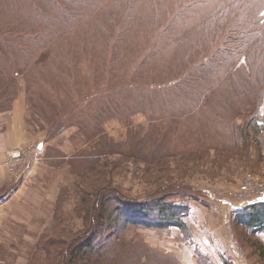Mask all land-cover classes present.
<instances>
[{"label": "rangeland", "instance_id": "1", "mask_svg": "<svg viewBox=\"0 0 264 264\" xmlns=\"http://www.w3.org/2000/svg\"><path fill=\"white\" fill-rule=\"evenodd\" d=\"M64 3L0 0V65L10 70L0 80L16 71L20 87L0 119L11 112L28 135L20 140L31 141L30 153L11 149L5 163L18 157L38 171L27 175L30 205L0 208V264L64 262L89 223L80 189L105 183L191 209L189 238L176 227H130L135 239L121 251L128 264H175L173 256L201 264V254L213 264H264L254 247L264 231L236 227L229 205L264 195V59L256 55L264 0L53 8ZM242 31L257 42L239 55ZM202 84L210 90L200 93Z\"/></svg>", "mask_w": 264, "mask_h": 264}, {"label": "trees", "instance_id": "2", "mask_svg": "<svg viewBox=\"0 0 264 264\" xmlns=\"http://www.w3.org/2000/svg\"><path fill=\"white\" fill-rule=\"evenodd\" d=\"M96 0H64V7L58 8V5H53L57 11H63L71 13V9L81 8L82 6H94ZM37 3V2H36ZM38 5V4H37ZM36 5L37 8H39ZM50 17V16H49ZM48 18V17H46ZM54 19L53 17H50ZM243 32V31H242ZM240 37L234 39L235 43L238 42L237 49L239 55L246 50L249 45L256 46L257 41L249 43L251 34L242 33ZM37 32L36 34H38ZM259 40L258 49L256 50L257 57L264 59V34L262 31L257 32ZM253 34L252 36L256 35ZM258 40V41H259ZM235 49L232 51V54ZM0 69V76L10 75L9 69L2 67ZM2 73L4 75H2ZM14 75V76H13ZM6 81L0 80V112L11 111V103L17 97L20 87L17 81L16 71ZM264 78V76H263ZM203 80L202 77L197 78ZM199 92H207L210 90L207 86L200 85ZM264 95V93H263ZM149 134V133H147ZM103 144H100V146ZM99 146V147H100ZM110 149L112 147L110 145ZM109 149V150H110ZM102 150L109 151L102 147ZM119 153V151H116ZM121 153V152H120ZM139 155V154H138ZM130 157L135 159H141L136 155L130 154ZM104 166V165H103ZM103 166H100L103 167ZM98 170H95V172ZM94 171L86 174L85 179ZM98 187V188H97ZM95 191L91 192L87 188L80 189L79 201L85 203L84 210H86L87 219L89 223L81 234L76 235L71 240V243L67 244L65 249L64 258L59 264H128L132 260L125 259L126 254L121 256L124 242H128L127 239L132 240L135 237H128L127 232L132 226H145L150 229L157 230H171L176 227L181 234L180 238H189L191 236L190 225L186 221V217L190 214L191 209L189 205H166L164 199L154 195L150 199H136L130 194L125 192L120 186L114 184H107L103 186H97ZM180 192H186L185 190H178ZM234 209V216L236 227H241L242 230L251 233H260L264 231V196H260L255 200L249 201L239 208L237 204L230 201ZM58 240H52V245L49 248L54 247ZM147 247H151L145 241ZM47 243H45L46 245ZM144 244V245H145ZM38 245V247H37ZM42 243L36 242V247L39 248ZM256 252L261 257H264V243L260 241L254 243ZM48 249V248H47ZM150 249V248H149ZM173 256V255H172ZM204 255H200L201 264H213L207 257L203 259ZM129 258V257H127ZM175 264H178L177 258L173 256ZM141 264H142V260ZM245 263V261H243ZM226 264H238L234 260L226 261Z\"/></svg>", "mask_w": 264, "mask_h": 264}, {"label": "crops", "instance_id": "3", "mask_svg": "<svg viewBox=\"0 0 264 264\" xmlns=\"http://www.w3.org/2000/svg\"><path fill=\"white\" fill-rule=\"evenodd\" d=\"M7 113L9 115L4 116L5 119H0L2 123L8 122L7 126L0 131V208L2 205H8L9 207L13 205L16 210L18 207L23 208L21 206L27 207L26 205H30V199L34 197V191H32L33 183L28 179L27 175L38 171L32 168L36 167L34 162L32 164L27 163L28 165H24V167L20 165L15 171L10 168L9 164L5 163L7 152L11 149H17L25 156L31 152V141L23 142L20 140L21 135L28 136L25 129L20 133L19 125L15 122V118L11 116V112ZM8 172L14 179L8 175ZM33 178L36 177L34 176ZM51 204L52 202L50 201L49 205ZM1 212L0 210V214Z\"/></svg>", "mask_w": 264, "mask_h": 264}, {"label": "built area", "instance_id": "4", "mask_svg": "<svg viewBox=\"0 0 264 264\" xmlns=\"http://www.w3.org/2000/svg\"><path fill=\"white\" fill-rule=\"evenodd\" d=\"M22 163H23V159L17 157V159H16V161H15V164L10 165V168H11L13 171H15L17 168H19L20 165H22Z\"/></svg>", "mask_w": 264, "mask_h": 264}]
</instances>
